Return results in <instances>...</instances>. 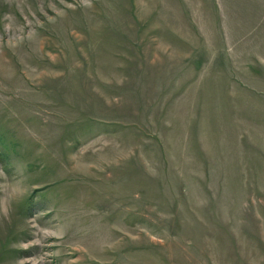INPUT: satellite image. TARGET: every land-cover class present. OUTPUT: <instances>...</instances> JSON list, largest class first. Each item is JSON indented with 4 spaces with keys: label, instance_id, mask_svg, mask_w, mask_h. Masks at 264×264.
I'll return each mask as SVG.
<instances>
[{
    "label": "rangeland",
    "instance_id": "1",
    "mask_svg": "<svg viewBox=\"0 0 264 264\" xmlns=\"http://www.w3.org/2000/svg\"><path fill=\"white\" fill-rule=\"evenodd\" d=\"M0 264H264V0H0Z\"/></svg>",
    "mask_w": 264,
    "mask_h": 264
}]
</instances>
